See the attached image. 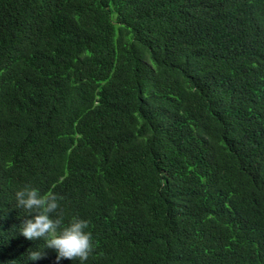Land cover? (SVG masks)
I'll use <instances>...</instances> for the list:
<instances>
[{
	"label": "trees",
	"instance_id": "trees-1",
	"mask_svg": "<svg viewBox=\"0 0 264 264\" xmlns=\"http://www.w3.org/2000/svg\"><path fill=\"white\" fill-rule=\"evenodd\" d=\"M26 183L84 264H264V0H0V264Z\"/></svg>",
	"mask_w": 264,
	"mask_h": 264
},
{
	"label": "clouds",
	"instance_id": "clouds-1",
	"mask_svg": "<svg viewBox=\"0 0 264 264\" xmlns=\"http://www.w3.org/2000/svg\"><path fill=\"white\" fill-rule=\"evenodd\" d=\"M61 200V194L55 190L42 191L31 183L15 191L16 208L24 209L27 215L18 231L29 240L44 241L43 248H31L28 253L29 260H34L33 264L47 255V248L55 250L57 264L65 258L84 264L94 251L95 241L90 221L79 215L66 220L61 211ZM5 232L8 230L0 227V234ZM4 250L0 242V262H4L1 257Z\"/></svg>",
	"mask_w": 264,
	"mask_h": 264
}]
</instances>
